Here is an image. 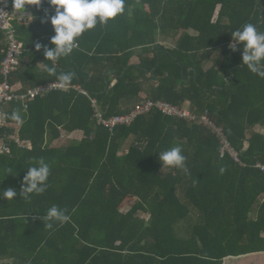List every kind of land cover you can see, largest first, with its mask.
<instances>
[{"label": "trees", "instance_id": "trees-1", "mask_svg": "<svg viewBox=\"0 0 264 264\" xmlns=\"http://www.w3.org/2000/svg\"><path fill=\"white\" fill-rule=\"evenodd\" d=\"M38 9L18 28L24 50L10 82L25 91L71 73L72 87L36 97L27 109L3 105L13 126L0 129L10 146L0 154V191L18 195L0 197V257L12 258L0 264L257 263L264 252V173L255 168L264 162V79L243 64L241 44L233 51L231 33L247 23L264 32V0H125L123 14L82 34L57 61L45 58L54 6L43 0ZM160 35L171 47L159 44ZM92 99L105 117L146 99L207 110L247 166L220 158L205 127L157 110L110 131L97 123ZM63 133L72 139L54 146ZM175 146L185 167L162 168L158 154ZM40 158L50 164L48 188L22 199L26 170ZM53 205L69 219L45 229L41 218Z\"/></svg>", "mask_w": 264, "mask_h": 264}, {"label": "clouds", "instance_id": "clouds-1", "mask_svg": "<svg viewBox=\"0 0 264 264\" xmlns=\"http://www.w3.org/2000/svg\"><path fill=\"white\" fill-rule=\"evenodd\" d=\"M40 2V0H39ZM54 6L55 14L51 16L50 23L54 29L51 37L50 49L45 50V58L57 61L72 54L78 46V40L85 32L94 29L97 24L106 25L109 21L121 15L125 11V0H48ZM14 8L24 7L23 0H13ZM232 49L236 50V44L242 45V62L247 69L264 79V32L260 31L253 23L245 24L242 29L231 33ZM39 48V45H37ZM52 72L54 69L49 68ZM72 77L71 73H62L58 79L66 84ZM12 119L22 122L18 114H13ZM162 168L183 169L186 157L179 146L172 147L158 154ZM7 175L12 173L6 169ZM50 164L43 158L36 160L26 170L19 195L22 199L30 200L32 195L43 194L48 188ZM18 193L12 188L0 191V197L12 200ZM45 223V229H52L57 222L68 221L66 209L57 205L51 206L46 215L41 218Z\"/></svg>", "mask_w": 264, "mask_h": 264}, {"label": "built area", "instance_id": "built-area-1", "mask_svg": "<svg viewBox=\"0 0 264 264\" xmlns=\"http://www.w3.org/2000/svg\"><path fill=\"white\" fill-rule=\"evenodd\" d=\"M13 12L8 0H0V31L4 34L6 40V48L4 57L0 64V129L10 128L13 123L10 121V111L4 109V104L11 102H21L24 109L28 108L29 102L36 97L43 96L47 92L55 90H68L72 86L62 84L60 81L48 82L35 87L28 88L25 91H20L14 84L10 82L11 76L18 70L20 60L23 55V44L16 32L12 23ZM81 89L80 87H77ZM82 90V89H81ZM83 93H86L82 90ZM92 106L95 109L94 116L99 125L112 131L117 126L130 125L133 121L142 114L149 113L153 110L161 112L163 115L177 117L196 123L209 130L218 140L219 157H230L235 163L241 167H246L247 164L241 160L240 152H238L229 141L224 128L210 117L208 111L197 113L191 109L179 107L163 100L146 99L141 104L136 105L131 111L124 114H116L105 117L102 110L97 104L96 99H92ZM62 138L66 137L63 133ZM14 142L23 148H31L29 140L20 139L18 135H12ZM10 152V146L4 138L0 137V154ZM260 172L264 173V162L255 164Z\"/></svg>", "mask_w": 264, "mask_h": 264}, {"label": "crops", "instance_id": "crops-1", "mask_svg": "<svg viewBox=\"0 0 264 264\" xmlns=\"http://www.w3.org/2000/svg\"><path fill=\"white\" fill-rule=\"evenodd\" d=\"M42 4H43V0H40V2H39V0H30L29 3L24 4L25 5L24 7H21V8H12V12H13V20H12V23H13L15 29H16V32H17L19 38H20V35H19V32H18V28L21 27V25L29 26L31 24V22L37 17L36 14L39 11L38 8H40L42 6ZM169 39H170L169 37L161 36L160 35L159 38H158V42H159V44L163 40L169 42L168 41ZM1 45H4L5 48H6L5 36L0 31V46ZM168 47H171V46H168ZM5 48L0 49V64H1V56L4 53ZM135 62L136 63L138 62L137 56H135L132 59V63H135ZM14 85L16 86V88H19V89L21 88V84L20 83H15ZM141 95L142 96H146L143 93ZM80 136H81L80 132H76V133H74L72 135V137H74V138H80ZM252 216H255V212L252 213ZM262 236L264 237V234ZM258 256H260V257H259V259L256 260L257 263H255V261H254L253 264H264V259H263L264 258V252H259ZM11 261H12V258L11 257H5V256L4 257H0V262H11ZM235 264H241V262H237Z\"/></svg>", "mask_w": 264, "mask_h": 264}, {"label": "rangeland", "instance_id": "rangeland-1", "mask_svg": "<svg viewBox=\"0 0 264 264\" xmlns=\"http://www.w3.org/2000/svg\"><path fill=\"white\" fill-rule=\"evenodd\" d=\"M159 38V37H158ZM169 42L163 40L161 41L160 44H162L165 47L171 46L173 44L172 39L168 40ZM258 130H261V128L258 126L257 127ZM72 139L71 137H64V138H60L58 141H56L55 143H53L54 146H65L66 144H68L69 140ZM132 142V138H130L129 140H127L123 146H122V150L121 153L123 151H125L128 147V145ZM130 202H126L125 206L122 208L123 211L127 210L129 208ZM144 217H147V215H144Z\"/></svg>", "mask_w": 264, "mask_h": 264}]
</instances>
